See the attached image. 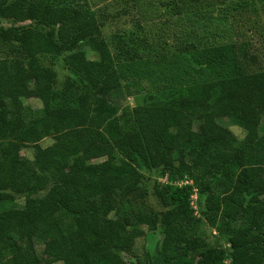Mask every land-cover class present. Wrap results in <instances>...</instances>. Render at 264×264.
I'll return each mask as SVG.
<instances>
[{
	"label": "trees",
	"instance_id": "obj_1",
	"mask_svg": "<svg viewBox=\"0 0 264 264\" xmlns=\"http://www.w3.org/2000/svg\"><path fill=\"white\" fill-rule=\"evenodd\" d=\"M80 1L59 2L69 5L55 30L0 27L5 48L0 51V142L9 145L0 151V264H42L41 256L57 260L66 254L69 264H126L119 252L128 253L141 231L129 232L128 219L109 214L116 198L140 196L142 168L158 166L166 177L152 191L165 210L148 226L154 229L158 221L163 239L148 264H264V69L259 66L264 53L250 42L192 52L186 42L181 52H189L203 71L223 67L222 76L146 95L133 107L110 101L94 105L93 95L121 91L120 77L106 42L98 38L93 14ZM51 6L0 0V18L48 25ZM225 7L202 16L208 24H222L215 14H224ZM190 19L203 20L198 13ZM82 42L95 59L78 49ZM121 51L124 61L137 60V52ZM61 53H67L66 66L82 83L75 101L51 114L23 106L21 99H35L49 108L56 98L49 80L28 78L26 61ZM253 66L256 70L248 71ZM246 116L250 126L240 140L214 125L225 118L243 128ZM45 137L58 148L49 156L38 145ZM26 146L35 150L30 160L19 155ZM39 176L55 181L43 195H37L44 188ZM217 178L221 187L214 183ZM28 179L33 182L25 187ZM183 179L191 184L178 185ZM23 192L17 207L14 195ZM191 208L225 236L227 251L187 233L198 222ZM232 217L238 222L234 229L228 223Z\"/></svg>",
	"mask_w": 264,
	"mask_h": 264
},
{
	"label": "rangeland",
	"instance_id": "obj_2",
	"mask_svg": "<svg viewBox=\"0 0 264 264\" xmlns=\"http://www.w3.org/2000/svg\"><path fill=\"white\" fill-rule=\"evenodd\" d=\"M39 1L52 5L48 25L36 21L15 22L0 18V27L17 29L31 27L40 31L55 30L60 21L61 10L69 4L66 2L60 4L61 0ZM199 1L194 6V4L187 5L185 2L177 3L175 0H81L80 4H85L94 16L99 28L98 38L106 42L114 57L121 85L119 93L112 92L104 97L93 95L92 103L95 105L102 101H110L118 103V107L125 105L133 107L139 104L141 98L146 95L155 96L187 84L213 80L222 76L225 70L223 67L215 71H203L199 64L196 65L193 62L189 52H181L180 48L186 42L193 45L192 52L207 46L223 44L234 45L237 48L238 45L250 42L255 51L264 53V0H248L244 3H240V0ZM241 4L243 6H240ZM236 5H238L237 8L231 10ZM215 6L221 8L226 6L227 8L224 14L220 12L215 14V18L222 19V24H208L204 20L205 16L212 13V8ZM195 13H198L199 18L203 20L192 23L190 16L192 17ZM125 36H129L127 44ZM78 49L84 52L86 59L96 58L85 42L80 43ZM123 49L129 53L137 52V60L124 61L125 55L121 51ZM1 50L4 51L5 48L0 46ZM66 55L67 53L40 55L26 61L28 78L49 80L51 91L56 98L49 108H42L40 102L35 99H21L23 106L34 112L42 111L45 114H51L62 103L72 104L75 101L76 92L82 88V83L78 77L69 72L65 62ZM260 63L259 66L264 69V57ZM247 68L251 71L256 70L257 66H253V69ZM246 71L247 69L244 68V72ZM16 96L19 95L16 94ZM243 122L245 123L243 128L225 118L218 120L214 125L217 128H227L237 140H240L244 130L250 126L247 116L243 118ZM38 145L46 156L58 150L51 137H45ZM8 146V142H0V151L7 150ZM34 152L33 146H26L19 151V155L23 159L30 160ZM101 160L90 162L96 163ZM162 169L165 170L161 166L150 170L142 168L137 192L140 196L122 201L116 198L114 211L109 214V216L117 215L128 219L129 232L141 231V235L135 239L128 253L119 252L126 264H148L160 248L163 228L157 221L154 229H151L148 226V220L153 217L158 218L159 213L165 210L152 191L154 184L165 180L166 176H163ZM37 179L38 183L44 185L37 195H43L47 188L55 182L47 177L40 178L39 176ZM32 182V179L26 180L25 187ZM186 183L191 184L187 179L177 184ZM214 183L220 185L219 187L222 186L218 178ZM25 193L14 195V203L17 207L22 205ZM192 216L198 219V222H194L191 228L187 229L188 234L200 237L208 247L228 250V245L224 240L225 236H218L217 232L205 223V217L200 215L199 211L192 209ZM228 223L233 229L238 224L236 218L233 217L228 218ZM40 248V245H36L37 253ZM40 259L42 264H69L70 256L66 254L57 260L41 256Z\"/></svg>",
	"mask_w": 264,
	"mask_h": 264
}]
</instances>
